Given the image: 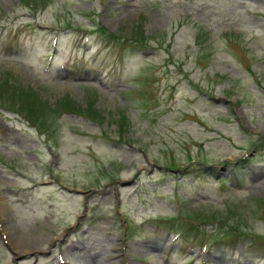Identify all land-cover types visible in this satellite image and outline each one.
<instances>
[{"label": "rangeland", "instance_id": "obj_1", "mask_svg": "<svg viewBox=\"0 0 264 264\" xmlns=\"http://www.w3.org/2000/svg\"><path fill=\"white\" fill-rule=\"evenodd\" d=\"M259 138L264 0H0V264H264Z\"/></svg>", "mask_w": 264, "mask_h": 264}, {"label": "trees", "instance_id": "obj_2", "mask_svg": "<svg viewBox=\"0 0 264 264\" xmlns=\"http://www.w3.org/2000/svg\"><path fill=\"white\" fill-rule=\"evenodd\" d=\"M99 31V30H98ZM101 31L102 33L99 31V34L102 35L101 39L103 41H109V40H112V41H119L117 40L118 37H115V36H112L109 32H106L104 31L103 28H101ZM136 41V42H134ZM121 43H129L131 46H135V47H138L140 44H143V41L142 40H139L137 38H130V37H122L121 41H119ZM264 146V139H261L259 138L257 140V143H252L251 146L254 148V149H257L259 148L260 146ZM190 162V161H189ZM193 163H196L198 164L199 166H202V167H205L207 168V166H205L204 162H199V161H195ZM165 167L167 168V170H169L171 173H173L174 170H177L178 172H191L189 170L191 169H196L195 167V164H187L186 166H182L181 168L183 169H178L177 165H165ZM231 217H227L225 216L224 218H222V221L219 220L218 222V227L216 229V232L214 233V235H212V239H214L213 241L209 242V243H213L219 239H222L223 237H227V238H230L233 239V238H236V239H239L241 234H243L241 232V226L239 224V222H236V221H233L231 220ZM168 224L166 227H169L170 231H172L175 235H180V236H184L186 240H188V242H192V236H191V233H193V230L195 229L194 227V224H193V221L189 220V221H185V226H184V229L183 230H179V228H175L172 226V224H174V222H177V219L176 217L175 218H171L169 219L168 221ZM245 225H243L242 227H244ZM181 229V228H180ZM222 231V232H221ZM126 233H128V227L126 228ZM208 234V235H209ZM219 234H222V235H219ZM207 235V236H208ZM127 237H131L130 234H127L126 235ZM205 239H202V241L200 242V245L201 246H204L205 245Z\"/></svg>", "mask_w": 264, "mask_h": 264}, {"label": "bare ground", "instance_id": "obj_3", "mask_svg": "<svg viewBox=\"0 0 264 264\" xmlns=\"http://www.w3.org/2000/svg\"><path fill=\"white\" fill-rule=\"evenodd\" d=\"M25 242V243H24ZM23 243V245H24V247L22 248V250L21 251H19V252H17V253H25V252H27V250H26V247L25 246H28V244L30 243L29 241H24Z\"/></svg>", "mask_w": 264, "mask_h": 264}]
</instances>
